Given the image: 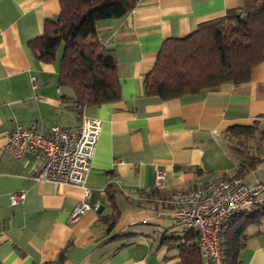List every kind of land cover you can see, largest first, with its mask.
Segmentation results:
<instances>
[{"label": "crops", "instance_id": "obj_1", "mask_svg": "<svg viewBox=\"0 0 264 264\" xmlns=\"http://www.w3.org/2000/svg\"><path fill=\"white\" fill-rule=\"evenodd\" d=\"M240 5L137 0L125 16L98 21L97 39L114 50L120 98L78 109L70 88L58 84L60 53L46 63L29 46L45 20L56 19L59 0H0V264H182L179 244L197 236L175 223L167 197L236 176L243 159L229 149L225 131L254 120L264 127V61L247 81L169 99L146 94L144 76L164 40ZM83 115L101 119L85 182L96 208L72 222L82 188L36 180L42 157L15 158L3 146L16 124L77 129ZM156 168L165 174L162 188L154 185ZM240 177L262 184L255 204H264V162ZM19 190L25 197L11 203L9 194ZM255 207L242 206L224 228L227 237L240 227L245 234L237 264H264V211Z\"/></svg>", "mask_w": 264, "mask_h": 264}, {"label": "trees", "instance_id": "obj_2", "mask_svg": "<svg viewBox=\"0 0 264 264\" xmlns=\"http://www.w3.org/2000/svg\"><path fill=\"white\" fill-rule=\"evenodd\" d=\"M136 2L59 0L56 19H46L42 34L29 41L34 56L46 63L54 62L60 48L58 84L70 88L69 99L78 109L120 98L114 50L97 39L96 28L100 20L125 16ZM261 61L264 0H241L238 8L200 22L189 35L164 40L152 69L144 76V89L161 99L215 89L223 82L249 80ZM225 138L229 149L243 159L236 176L264 162V127L258 120L228 126ZM253 205L264 211V204ZM235 214L220 231L224 264H237L245 239L241 227L228 237L223 234ZM179 250L182 264H203L197 241L181 243Z\"/></svg>", "mask_w": 264, "mask_h": 264}, {"label": "built area", "instance_id": "obj_3", "mask_svg": "<svg viewBox=\"0 0 264 264\" xmlns=\"http://www.w3.org/2000/svg\"><path fill=\"white\" fill-rule=\"evenodd\" d=\"M34 85L35 78H30ZM101 129V119L81 117L77 129H67L58 123L47 130L36 127L33 122L23 126L16 124L7 134L4 150L15 158L27 153L42 157L34 174L39 181H52L80 186L83 197L75 205L70 220L77 221L84 213L96 208L87 200L90 189L85 186L91 167V159ZM164 171L155 169L154 185L164 186ZM262 190V184L246 183L240 176L209 179L200 187H179L172 190L167 201L172 205V216L176 224L195 231L197 246L206 264H224L220 231L228 219L242 206L253 204ZM25 191L9 194L11 203L20 202Z\"/></svg>", "mask_w": 264, "mask_h": 264}, {"label": "rangeland", "instance_id": "obj_4", "mask_svg": "<svg viewBox=\"0 0 264 264\" xmlns=\"http://www.w3.org/2000/svg\"><path fill=\"white\" fill-rule=\"evenodd\" d=\"M60 53V48H58L57 49V54H59ZM262 126H264V125H262ZM182 226H180V228H181Z\"/></svg>", "mask_w": 264, "mask_h": 264}]
</instances>
